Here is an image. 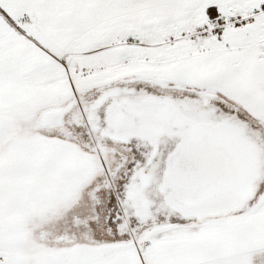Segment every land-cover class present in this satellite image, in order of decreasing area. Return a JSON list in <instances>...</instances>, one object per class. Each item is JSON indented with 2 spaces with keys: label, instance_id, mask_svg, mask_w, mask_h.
I'll return each mask as SVG.
<instances>
[{
  "label": "snow or ice",
  "instance_id": "obj_1",
  "mask_svg": "<svg viewBox=\"0 0 264 264\" xmlns=\"http://www.w3.org/2000/svg\"><path fill=\"white\" fill-rule=\"evenodd\" d=\"M0 264H264V0H0Z\"/></svg>",
  "mask_w": 264,
  "mask_h": 264
}]
</instances>
